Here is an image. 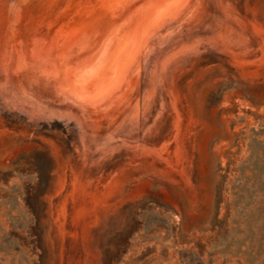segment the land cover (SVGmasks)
Wrapping results in <instances>:
<instances>
[{
  "label": "rangeland",
  "instance_id": "1",
  "mask_svg": "<svg viewBox=\"0 0 264 264\" xmlns=\"http://www.w3.org/2000/svg\"><path fill=\"white\" fill-rule=\"evenodd\" d=\"M263 131L264 0H0V264H264Z\"/></svg>",
  "mask_w": 264,
  "mask_h": 264
},
{
  "label": "trees",
  "instance_id": "2",
  "mask_svg": "<svg viewBox=\"0 0 264 264\" xmlns=\"http://www.w3.org/2000/svg\"><path fill=\"white\" fill-rule=\"evenodd\" d=\"M264 134V131H263ZM259 168L264 169V166H260L257 164ZM259 175H256L257 183L250 189L248 188V184L238 186L241 200H248L250 203H255L257 205H264V199L260 200V198H264V188L261 186V178ZM221 202H223V189L221 188ZM220 202V204H221Z\"/></svg>",
  "mask_w": 264,
  "mask_h": 264
},
{
  "label": "bare ground",
  "instance_id": "3",
  "mask_svg": "<svg viewBox=\"0 0 264 264\" xmlns=\"http://www.w3.org/2000/svg\"><path fill=\"white\" fill-rule=\"evenodd\" d=\"M141 24H142V23H141ZM138 29H139V28H138ZM138 29H137V30H138ZM135 32H136V31H135ZM135 34H136V33H135ZM132 40H133V39H132ZM130 43H132V42H130ZM135 44H136V43H135ZM129 45H130V44L128 43L127 46H129ZM133 47H134V46H133ZM127 49H128V47L125 48L126 52H127ZM132 50H133V49H132ZM126 52H125V53H126ZM132 52H133V51H132ZM123 53H124V52H123ZM118 55H119V54H118ZM120 56H123V55H120ZM125 56H126V55H125ZM124 59H125V57H124ZM127 59H128V58H127ZM126 61H127V60H126ZM117 62H118V61H117ZM116 66H117V65H116ZM111 67H112V66H111ZM113 68H114V67H113ZM114 69H115V68H114ZM120 69H121V66H120ZM117 70H118V69H117ZM112 71H113V70H112ZM112 71H111V72H112ZM118 71H119V70H118ZM109 75H110V73H109ZM116 75H117V74H116ZM117 76H118V75H117ZM117 76H116V77H117ZM106 77H107V76H106ZM109 77H110V76H109ZM114 77H115V76H114ZM116 77H115V78H116ZM115 78H114V80H115ZM102 80H104V79H102ZM110 80H111V79H110ZM104 81H105V80H104ZM106 81H107V80H106ZM102 82H103V81H102ZM107 83H108V82H107ZM107 83H106V84H107ZM98 84H99V83H98ZM101 84H102V83H101ZM111 84H112V83H110V85H111ZM94 85H95V84H94ZM96 85H97V84H96ZM107 86H108V85H107ZM102 87H104V86H102Z\"/></svg>",
  "mask_w": 264,
  "mask_h": 264
}]
</instances>
